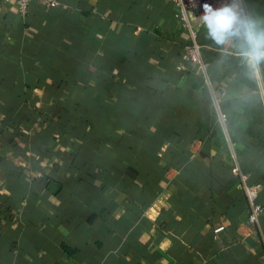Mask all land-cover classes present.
<instances>
[{
  "label": "crops",
  "instance_id": "crops-1",
  "mask_svg": "<svg viewBox=\"0 0 264 264\" xmlns=\"http://www.w3.org/2000/svg\"><path fill=\"white\" fill-rule=\"evenodd\" d=\"M58 1H0V264H264V62L197 20L208 86L169 2Z\"/></svg>",
  "mask_w": 264,
  "mask_h": 264
},
{
  "label": "built area",
  "instance_id": "built-area-1",
  "mask_svg": "<svg viewBox=\"0 0 264 264\" xmlns=\"http://www.w3.org/2000/svg\"><path fill=\"white\" fill-rule=\"evenodd\" d=\"M2 3L15 1L22 14H25L28 5L32 0H0ZM48 7H58V0H39ZM176 8V17L180 19L182 27L189 30L191 41L183 46L181 61L177 64L179 70H185L200 74L203 76L204 83L211 86L210 64L204 58L203 45L197 41L195 24L200 21L199 16L203 12L202 5L209 3L213 8H219L224 4L234 3L238 5V10L241 11L240 0H165ZM202 22V21H201ZM213 103L219 109V99L213 94ZM221 121H226V114L219 111ZM231 172L236 175L242 184L243 191L249 203L247 221L250 225L256 226L259 224L261 216L264 212V206L260 202V193L262 184L251 181V173L243 170L239 164H234Z\"/></svg>",
  "mask_w": 264,
  "mask_h": 264
},
{
  "label": "clouds",
  "instance_id": "clouds-1",
  "mask_svg": "<svg viewBox=\"0 0 264 264\" xmlns=\"http://www.w3.org/2000/svg\"><path fill=\"white\" fill-rule=\"evenodd\" d=\"M200 21L207 29V36L218 46L239 42L240 51L253 69L264 62V21L244 15L234 3L213 8L202 5Z\"/></svg>",
  "mask_w": 264,
  "mask_h": 264
}]
</instances>
